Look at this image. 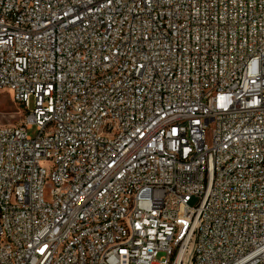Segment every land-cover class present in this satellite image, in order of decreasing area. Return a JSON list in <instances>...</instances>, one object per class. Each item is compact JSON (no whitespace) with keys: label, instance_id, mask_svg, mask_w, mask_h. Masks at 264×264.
I'll return each instance as SVG.
<instances>
[{"label":"built area","instance_id":"1","mask_svg":"<svg viewBox=\"0 0 264 264\" xmlns=\"http://www.w3.org/2000/svg\"><path fill=\"white\" fill-rule=\"evenodd\" d=\"M2 90L0 264H264V0H0Z\"/></svg>","mask_w":264,"mask_h":264},{"label":"rangeland","instance_id":"2","mask_svg":"<svg viewBox=\"0 0 264 264\" xmlns=\"http://www.w3.org/2000/svg\"><path fill=\"white\" fill-rule=\"evenodd\" d=\"M24 110L14 101L11 93L8 90L0 91V125H17L24 117ZM36 129L28 131L29 135H35ZM196 203V199L189 202L190 206Z\"/></svg>","mask_w":264,"mask_h":264}]
</instances>
